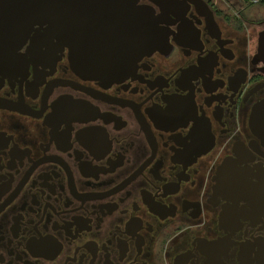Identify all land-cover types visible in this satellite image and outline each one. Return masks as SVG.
Here are the masks:
<instances>
[{
	"label": "flooded vegetation",
	"instance_id": "obj_1",
	"mask_svg": "<svg viewBox=\"0 0 264 264\" xmlns=\"http://www.w3.org/2000/svg\"><path fill=\"white\" fill-rule=\"evenodd\" d=\"M138 4L121 80L0 74V264H264V0Z\"/></svg>",
	"mask_w": 264,
	"mask_h": 264
},
{
	"label": "water",
	"instance_id": "obj_2",
	"mask_svg": "<svg viewBox=\"0 0 264 264\" xmlns=\"http://www.w3.org/2000/svg\"><path fill=\"white\" fill-rule=\"evenodd\" d=\"M138 2L0 0V74L55 63L67 48L72 70L81 78L121 80L142 57L166 45L154 11ZM87 22L92 32L83 33Z\"/></svg>",
	"mask_w": 264,
	"mask_h": 264
}]
</instances>
